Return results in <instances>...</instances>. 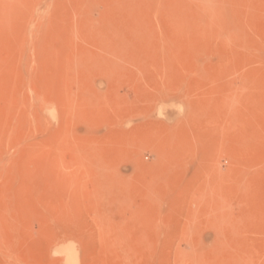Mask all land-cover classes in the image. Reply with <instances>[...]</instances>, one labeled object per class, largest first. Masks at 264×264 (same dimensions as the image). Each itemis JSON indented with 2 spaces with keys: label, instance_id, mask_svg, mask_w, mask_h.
<instances>
[{
  "label": "rangeland",
  "instance_id": "obj_1",
  "mask_svg": "<svg viewBox=\"0 0 264 264\" xmlns=\"http://www.w3.org/2000/svg\"><path fill=\"white\" fill-rule=\"evenodd\" d=\"M0 264H264V0H0Z\"/></svg>",
  "mask_w": 264,
  "mask_h": 264
},
{
  "label": "bare ground",
  "instance_id": "obj_2",
  "mask_svg": "<svg viewBox=\"0 0 264 264\" xmlns=\"http://www.w3.org/2000/svg\"><path fill=\"white\" fill-rule=\"evenodd\" d=\"M70 245H71V244H70ZM64 247H65V246H64ZM64 247H63V248H64ZM66 247H67V246H66ZM61 248H62V247H61ZM67 250H69V249H67ZM68 252H69V251H68ZM70 252H71V251H70ZM63 253H64V252H63ZM72 258H73V257H72ZM74 259H75V258H74ZM71 260H72V259H71ZM71 263H72V262H71Z\"/></svg>",
  "mask_w": 264,
  "mask_h": 264
}]
</instances>
